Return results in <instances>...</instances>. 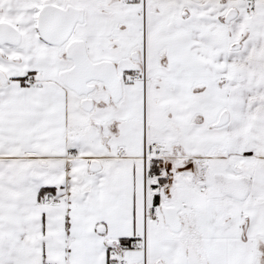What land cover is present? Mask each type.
I'll return each mask as SVG.
<instances>
[{
	"label": "snow or ice",
	"instance_id": "obj_1",
	"mask_svg": "<svg viewBox=\"0 0 264 264\" xmlns=\"http://www.w3.org/2000/svg\"><path fill=\"white\" fill-rule=\"evenodd\" d=\"M0 264H264V0H0Z\"/></svg>",
	"mask_w": 264,
	"mask_h": 264
}]
</instances>
